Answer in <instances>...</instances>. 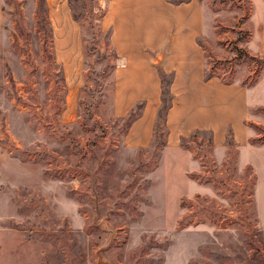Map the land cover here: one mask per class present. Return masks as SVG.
I'll use <instances>...</instances> for the list:
<instances>
[{"label": "rangeland", "instance_id": "obj_1", "mask_svg": "<svg viewBox=\"0 0 264 264\" xmlns=\"http://www.w3.org/2000/svg\"><path fill=\"white\" fill-rule=\"evenodd\" d=\"M70 1L65 82L57 0H0V264H264V0H201L206 71L247 88L245 142L162 150L122 143L106 0Z\"/></svg>", "mask_w": 264, "mask_h": 264}, {"label": "crops", "instance_id": "obj_2", "mask_svg": "<svg viewBox=\"0 0 264 264\" xmlns=\"http://www.w3.org/2000/svg\"><path fill=\"white\" fill-rule=\"evenodd\" d=\"M47 10L55 56L68 82L70 65L58 55L59 38L55 30L65 24L67 12L72 18L70 7L67 0H57L56 5H48ZM99 25L108 29L115 56L113 115L123 117L135 103L143 101L139 114L126 125L122 134L124 145L143 147L152 141L160 102L159 71L170 76L168 91L171 96L164 117L165 144L161 150L177 147L182 138L195 130L209 133L212 148L225 144L227 132L235 144L245 142L247 88L237 82H225L215 75H205L203 48L199 41L204 28L201 0H106ZM75 45L79 46L77 41ZM70 88L67 84L65 95Z\"/></svg>", "mask_w": 264, "mask_h": 264}, {"label": "trees", "instance_id": "obj_3", "mask_svg": "<svg viewBox=\"0 0 264 264\" xmlns=\"http://www.w3.org/2000/svg\"><path fill=\"white\" fill-rule=\"evenodd\" d=\"M174 1L176 2V1H181V0H174ZM67 3L69 5V7H71V1L67 0ZM70 11H71V16L73 17V19L77 20V16L73 13L72 9ZM98 21H99V19H98ZM107 31H108V29H107ZM108 37H109V31H108ZM205 75L210 76L213 74L211 72H207L205 69ZM62 79H63V76H62ZM159 79H160V88H161L160 89V102H159V105H158L156 113H155V118H154V123H153V138H152V141H153V143H155L156 148L157 147L160 148L161 146H163L165 144L164 135L166 132V127H165L164 117H165V113H166L167 107L170 104V99H171V96H170L169 91H168V83L170 80V76L168 74H165V73L159 71ZM225 82H227V81H225ZM62 103H63V100H62ZM78 103L82 104L84 102L82 99H79ZM142 105H143V101H139V102L135 103L134 107H137V110L135 111L134 107H133L129 110V112L125 116H123L126 119V125L134 117H136L139 114V111H140V108L142 107ZM61 106H62V104H61ZM195 131H203V130H195ZM195 131H193V132H195ZM208 135H209V133H208ZM160 136H162V137L160 138ZM231 141L232 140H231L230 133L227 132L226 138H225V144H230ZM208 142L210 143V137L208 139Z\"/></svg>", "mask_w": 264, "mask_h": 264}]
</instances>
